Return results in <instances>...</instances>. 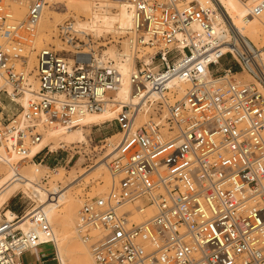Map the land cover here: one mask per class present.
Here are the masks:
<instances>
[{
	"label": "built area",
	"instance_id": "2783aa9c",
	"mask_svg": "<svg viewBox=\"0 0 264 264\" xmlns=\"http://www.w3.org/2000/svg\"><path fill=\"white\" fill-rule=\"evenodd\" d=\"M25 1L27 14L19 19L11 3L0 0L4 164L14 154L28 156L43 139V127L73 129L87 114L105 111L126 82L115 60L96 61L90 34L67 20L59 36L75 48L73 57L41 48L34 90L27 68L34 37L29 22L40 20L50 0ZM83 1L97 8L124 4L133 30L146 32L153 49L137 57L128 76L133 99L108 121L120 134L102 148L109 189L87 196L79 211V234L95 263L264 264L261 55L220 8L203 0ZM250 11L261 16L264 0ZM239 72L254 80H243ZM28 92L34 95L23 107L19 99ZM33 219L37 228L27 232L14 226L19 218L0 219V264H23L26 251L55 245L47 238L52 228L45 212L37 209Z\"/></svg>",
	"mask_w": 264,
	"mask_h": 264
},
{
	"label": "bare ground",
	"instance_id": "6f19581e",
	"mask_svg": "<svg viewBox=\"0 0 264 264\" xmlns=\"http://www.w3.org/2000/svg\"><path fill=\"white\" fill-rule=\"evenodd\" d=\"M12 1L15 4L16 16H18L19 19L25 18L27 14L26 1ZM257 1L258 0H203V4L210 6L215 5L220 8L224 18L230 22L235 30L244 36L243 38L247 40L250 47L254 48L257 55H261L264 60V48L259 45L264 37V13L261 16H252L250 11L251 6ZM60 5L64 8L58 11ZM72 10L79 15L88 17L86 21L78 19V21L75 22L76 29L84 34L92 32L96 36L113 34L117 38L127 37L123 41V49H118L114 44L110 46L109 49L105 50L101 56H99L97 52H94L95 59L100 64L107 61L109 62L110 60L116 61L118 68L126 76L125 85L123 89L116 92L115 100L111 102L110 106L105 111L87 114L81 126L69 130L64 127H43L45 130L43 139L32 147L28 156L14 154L13 157H9L10 162L6 164L0 163V209L19 190L28 193L34 201L33 207L23 215H19L12 209H7L3 214L0 213V219L3 218V215L7 217L8 221H15L19 218L18 221L14 222V226H18L24 232H27L37 228L33 219L34 212L37 209H41L51 222L52 232L47 238L55 242L60 264H96L90 245L85 242L79 234V216L77 212L80 211V209L78 208V203H76L77 198L74 196L73 190L90 174L96 172L100 175L101 171L104 170V184L99 183L97 190V194H104L109 189L110 185V174L106 169V158L102 157L92 170L74 176L73 178L68 177L63 169V172L52 175V178L49 180L52 186H49L48 182H44L43 180L44 170L41 169V167L45 169L48 167L45 165H36V167L32 168L28 166L27 163L30 162V160H34V156L45 147L49 150H56L59 147H64L70 144L67 137L73 133L77 134L79 142L84 141L86 140L85 133L87 130H90L92 125H100L116 118L121 110V104L133 99V94L129 89L128 76L136 67L137 57L140 55V52L142 53L146 48L153 49L148 44L149 36L146 32L133 30L134 20L132 12L124 4L111 1L104 5V7L97 8L94 3L83 0H68L65 2L50 0V4L46 6L40 20L29 22V26L34 31L32 42L35 43V45H33V48L40 49L44 47L49 41V33L53 30H57L59 23L62 22L61 20ZM38 32H41L40 35H38ZM62 50L66 49L62 48ZM28 56L30 62L35 60L34 54ZM147 59L149 58H146V60ZM238 76L244 77L247 81L254 79L248 72H239ZM33 78L34 76H32V79ZM35 83L37 82L35 81ZM34 90H36V84H34ZM181 93V95H184L183 92ZM33 95L32 92H28L19 99L23 107L29 105ZM119 136V133H114L105 140L115 142L118 140ZM0 151H3V149L0 148ZM110 152L113 154L114 150ZM31 154L33 156H31ZM82 161L83 158L76 163L75 167L80 166ZM2 171L5 172L4 175H2ZM58 222H62L66 229V236L62 235L61 231L57 230L56 224ZM76 222L77 226L74 225ZM73 227H75L78 235L73 234ZM40 235L41 238H45L43 233H40ZM78 257L80 258V262L77 261Z\"/></svg>",
	"mask_w": 264,
	"mask_h": 264
},
{
	"label": "rangeland",
	"instance_id": "374dc122",
	"mask_svg": "<svg viewBox=\"0 0 264 264\" xmlns=\"http://www.w3.org/2000/svg\"><path fill=\"white\" fill-rule=\"evenodd\" d=\"M8 1L11 3L12 8H15L14 2L12 0H8ZM63 8L64 7L60 5L58 11L63 10ZM15 11H16V8L14 9V12ZM16 17L19 18L18 16ZM78 19H81L82 21H86L88 20V17L84 15H79L75 11L72 10L64 19L61 20L62 22L59 23L58 29L53 30L52 32L49 33V36H48L49 41L44 47H52L58 51H62V48H65L66 49L65 51L67 52L66 55L69 57H73V52L75 48L73 46H70L69 44L64 42L63 39L60 38L59 27L61 24H63L67 20H72L76 22L78 21ZM40 33L41 32H38V35H40ZM89 34H90L89 36L90 40L91 39L93 40L91 41V43L96 49L95 52H97L99 56L103 55L105 50L109 49V47L114 44L116 45L118 49H123V45H124L123 41L124 39L127 38V37L117 38L113 34H108L104 36H96L92 32H89ZM33 45H35V43L33 42L29 43L28 55L34 54L35 60L30 62L29 61L30 58H28L27 68L29 71H32L33 76H35V68L37 66V61H38L37 56L41 48L35 49L33 48ZM259 45L264 48V37L260 41ZM149 51H151V48H146L142 53L140 52L139 57H143V55H145ZM240 78H242L243 80H246L242 76ZM253 80L254 79H251V81ZM32 82L36 84V87H37V83H35L34 78ZM41 131L44 134L45 130L42 129ZM114 133H119V128L117 127L115 122H107V123H103L100 125H92L90 130L89 131L87 130L85 133L86 140L79 142L77 134L73 133L72 135H69V137L66 136L70 144L64 147H59L56 150L49 151V149L47 148L38 160L36 161L30 160V162H28L27 164L28 166L32 168L36 167V165H45L46 167H48L46 169L41 167V169L44 170L43 180L44 182H48L49 186H52V183L49 182V180L52 178V175H57L58 173L63 172V169L67 173V176L70 178H73L74 176H78L86 171L92 170L97 164V162L102 158L103 151H104V149L102 150V148L104 147L103 144H104L105 138L113 135ZM31 156L33 155L31 154ZM81 158H83L82 164L80 166L75 167L76 163ZM106 169L108 171V168ZM2 173H3L2 175L5 174L4 171H2ZM104 175H105L104 170L101 171L100 175L94 172L90 174L86 179H84L80 183L79 186L74 188L73 194L77 198L76 203H78L79 209L82 207L83 202L85 201L87 196L93 197L95 195H98L97 194L98 186H99V183L104 184V181H103ZM33 204H34V201L30 197V195L28 193H25L19 190L2 206V208L0 209V213L3 214L7 209H12L16 211L19 215H23L26 211H28L29 209L33 207ZM77 215L79 216V211L77 212ZM56 225H57V230L61 231L62 235L66 236L67 235L66 229L64 228L62 222H58ZM74 225L77 226V222ZM72 232L74 235L75 234L78 235L77 231L75 230V227H73ZM69 243H70V240H69ZM77 261L80 262L79 257L77 258Z\"/></svg>",
	"mask_w": 264,
	"mask_h": 264
},
{
	"label": "crops",
	"instance_id": "0c3cea01",
	"mask_svg": "<svg viewBox=\"0 0 264 264\" xmlns=\"http://www.w3.org/2000/svg\"><path fill=\"white\" fill-rule=\"evenodd\" d=\"M23 264H59L57 250L54 244H42L26 251L21 256Z\"/></svg>",
	"mask_w": 264,
	"mask_h": 264
},
{
	"label": "trees",
	"instance_id": "16d2710c",
	"mask_svg": "<svg viewBox=\"0 0 264 264\" xmlns=\"http://www.w3.org/2000/svg\"><path fill=\"white\" fill-rule=\"evenodd\" d=\"M238 70V69H237Z\"/></svg>",
	"mask_w": 264,
	"mask_h": 264
}]
</instances>
